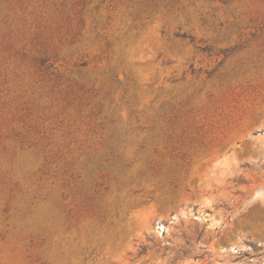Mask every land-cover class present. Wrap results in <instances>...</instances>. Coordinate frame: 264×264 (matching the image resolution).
Instances as JSON below:
<instances>
[{
    "label": "rangeland",
    "instance_id": "374dc122",
    "mask_svg": "<svg viewBox=\"0 0 264 264\" xmlns=\"http://www.w3.org/2000/svg\"><path fill=\"white\" fill-rule=\"evenodd\" d=\"M0 264H264V0H0Z\"/></svg>",
    "mask_w": 264,
    "mask_h": 264
},
{
    "label": "trees",
    "instance_id": "16d2710c",
    "mask_svg": "<svg viewBox=\"0 0 264 264\" xmlns=\"http://www.w3.org/2000/svg\"><path fill=\"white\" fill-rule=\"evenodd\" d=\"M242 257H248L251 258V255L249 253H245V254H240Z\"/></svg>",
    "mask_w": 264,
    "mask_h": 264
}]
</instances>
